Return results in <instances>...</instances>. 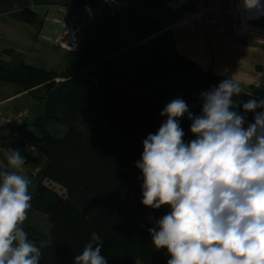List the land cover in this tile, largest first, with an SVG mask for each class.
Wrapping results in <instances>:
<instances>
[{
	"label": "trees",
	"instance_id": "16d2710c",
	"mask_svg": "<svg viewBox=\"0 0 264 264\" xmlns=\"http://www.w3.org/2000/svg\"><path fill=\"white\" fill-rule=\"evenodd\" d=\"M133 17L128 7L111 6L61 74L31 67L13 50L6 51L10 61L0 58V83L29 93L43 107L16 130L26 163L32 149L45 159L22 227L37 247L51 241L41 247V257L54 259L48 264H74L89 243L103 245L107 264H167L170 258L167 249L153 246L149 229L171 209L142 205L143 177L135 165L143 140L166 121L160 113L173 95L199 115L201 93L224 77L178 55L171 32L127 44L123 28ZM23 18L31 23L35 13L26 9ZM152 93L156 101L143 97ZM250 98L264 99L243 91L233 98L235 110L246 115L245 128L253 122L254 113L242 108ZM52 121L67 129L63 137L50 133ZM179 123L185 143L196 138L187 116Z\"/></svg>",
	"mask_w": 264,
	"mask_h": 264
},
{
	"label": "clouds",
	"instance_id": "9594fccd",
	"mask_svg": "<svg viewBox=\"0 0 264 264\" xmlns=\"http://www.w3.org/2000/svg\"><path fill=\"white\" fill-rule=\"evenodd\" d=\"M248 9L264 14L261 0H245ZM239 81L223 79L201 93L195 115L182 98L171 100L160 115L167 117L155 134L143 140L136 168L142 173L146 208L170 207L149 229L157 249H167V264H264V99L250 98L243 112L234 97ZM191 121L196 137L184 142L180 119ZM0 170V264H39L41 247L28 239L22 225L32 196L30 181L20 170V151L10 150ZM103 245L87 244L74 264H107Z\"/></svg>",
	"mask_w": 264,
	"mask_h": 264
},
{
	"label": "crops",
	"instance_id": "0c3cea01",
	"mask_svg": "<svg viewBox=\"0 0 264 264\" xmlns=\"http://www.w3.org/2000/svg\"><path fill=\"white\" fill-rule=\"evenodd\" d=\"M96 0H0V58L10 61L6 51H16L34 68L63 73L77 55L62 46L68 23L73 15L87 12ZM207 0H133L128 9L135 17L126 22L123 34L127 44L146 43L171 32L178 55L184 56L203 72L211 67L224 79L239 81L242 90L261 94L264 73L257 68V54L230 44L221 35L202 27L181 26L178 22L198 13ZM35 13L33 22L23 18L24 10ZM131 43V44H130ZM29 113L31 119L43 113V107L29 93L18 94L16 88L0 83V170L15 171L8 166L9 151L21 150V137L8 122L15 114ZM30 163L20 170L29 181V190L36 188L35 179L45 159L32 149Z\"/></svg>",
	"mask_w": 264,
	"mask_h": 264
},
{
	"label": "rangeland",
	"instance_id": "374dc122",
	"mask_svg": "<svg viewBox=\"0 0 264 264\" xmlns=\"http://www.w3.org/2000/svg\"><path fill=\"white\" fill-rule=\"evenodd\" d=\"M210 1V4L205 7H203L199 12V15L194 19V21L190 22L189 25H183L179 24L181 26H192L194 23L197 27H202L203 29H206L216 35H221L224 37L227 41H229L230 44H233L235 46L243 48V50L250 51L254 54H257L260 59L261 63L257 61V68L258 65L260 66V72L264 73V33L258 32L255 29H249L247 27V16H248V8L246 6L245 0H207ZM261 3H264V0H261ZM205 10V12H204ZM250 11V10H249ZM253 17H249L250 20H262L264 19V14H261L260 12H257L255 9L252 11ZM216 20L217 23L215 24L213 21ZM214 25H217L216 27L220 29V33L214 29ZM255 33V34H254ZM131 41V39H126V42ZM131 44V43H130ZM138 45L135 44L133 46ZM212 68V67H211ZM210 68V69H211ZM209 69V70H210ZM214 71V70H213ZM215 73V72H214ZM264 85V82H262V86ZM248 94L254 95L259 98H264V90H261V94H254V92L251 91H244ZM148 98L149 100H157V96L155 94H150L143 96ZM175 98H182L179 94H175L172 96L171 100ZM183 99V98H182ZM189 106V105H188ZM189 110L194 113L195 115H198L190 106ZM29 114V113H25ZM30 115V114H29ZM48 130L50 133L57 137L61 138L65 135L67 132V129L55 122H50L48 125ZM46 183L48 185H55L54 182L47 180ZM58 190L64 191V189L61 186H57ZM36 192V188L34 190H29V193L31 196H33ZM98 240L95 239V243ZM54 259L49 255H42L41 262L43 264H48L52 262Z\"/></svg>",
	"mask_w": 264,
	"mask_h": 264
},
{
	"label": "built area",
	"instance_id": "2783aa9c",
	"mask_svg": "<svg viewBox=\"0 0 264 264\" xmlns=\"http://www.w3.org/2000/svg\"><path fill=\"white\" fill-rule=\"evenodd\" d=\"M133 0H96L92 7L85 13H77L72 16L66 28L62 46L74 53H79L89 34L97 26L102 25L107 17L108 9L117 5L120 7H128ZM205 12V10H204ZM200 12L183 19L179 24L189 25L190 22L199 15ZM215 24L216 20L213 21ZM214 25V29L220 33V29ZM29 114H15L8 119V122L15 129L24 126L29 121Z\"/></svg>",
	"mask_w": 264,
	"mask_h": 264
},
{
	"label": "bare ground",
	"instance_id": "6f19581e",
	"mask_svg": "<svg viewBox=\"0 0 264 264\" xmlns=\"http://www.w3.org/2000/svg\"><path fill=\"white\" fill-rule=\"evenodd\" d=\"M249 10H248V16H247V22H246L247 27L249 29H255L258 32L264 33V19H262V20L260 19L258 21L257 20H255V21L250 20L249 17H253V14H252L253 9H249Z\"/></svg>",
	"mask_w": 264,
	"mask_h": 264
}]
</instances>
